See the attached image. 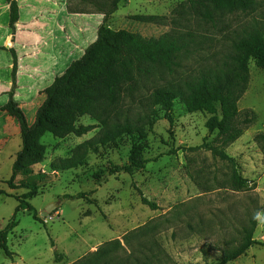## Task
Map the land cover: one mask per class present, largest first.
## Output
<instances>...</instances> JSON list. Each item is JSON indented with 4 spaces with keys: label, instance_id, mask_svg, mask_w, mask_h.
<instances>
[{
    "label": "rangeland",
    "instance_id": "rangeland-1",
    "mask_svg": "<svg viewBox=\"0 0 264 264\" xmlns=\"http://www.w3.org/2000/svg\"><path fill=\"white\" fill-rule=\"evenodd\" d=\"M106 1L67 0V5L76 13H102L99 6ZM187 6L185 0H121L107 24L145 37H158L174 28L195 32L202 43L181 59L179 71L186 74L212 61L214 53L221 55L231 49L232 40L242 31L264 22V0H260L256 12L229 14L216 27L188 14ZM182 10L187 13L181 18ZM136 14L158 15L163 19L145 22L133 19ZM175 19L181 20V24H174ZM250 71V83L239 107L242 112L253 111L255 119L227 151L236 158L242 175L257 184L256 189L234 190L228 162L205 149H192L208 135L205 122L209 115L189 112L179 100L171 111L172 122L165 117V110L158 107V115L144 140L149 161L134 175L109 173L112 165L128 161L131 141L127 135L116 143L89 147L83 163L77 167L54 170L53 162L71 157L79 145L98 135L101 126L80 137L70 134L58 138L47 133L42 137L45 157L28 178L31 184L39 186L38 194L29 201L41 220L27 210L18 212V225L8 234V246L14 256L10 258L0 249V264H72L86 256L92 258L110 241L124 246V249L116 243L109 246L113 249L107 257L112 264L129 256L134 263L133 257L147 258L146 264H161L165 261L155 257L160 249L170 257V262L220 264L224 249L238 243L242 228L251 225L255 213L258 223L253 237L263 241L264 140L257 136L264 134V68L251 60ZM154 79H150L148 86L163 82ZM26 115L28 122H32L31 109H27ZM4 119L0 114V123ZM80 122L97 123L89 115L81 117ZM17 123L13 119L12 129ZM1 130L0 125V231L15 213L18 200L14 196L26 192L23 188L11 189L7 183L22 147L21 133L11 131L8 138ZM140 190L159 207L152 209L144 204ZM79 193L85 197H65ZM55 202L57 209L42 218L45 208ZM56 251L63 254L61 262L55 261ZM227 264H264V245L254 244Z\"/></svg>",
    "mask_w": 264,
    "mask_h": 264
},
{
    "label": "trees",
    "instance_id": "trees-1",
    "mask_svg": "<svg viewBox=\"0 0 264 264\" xmlns=\"http://www.w3.org/2000/svg\"><path fill=\"white\" fill-rule=\"evenodd\" d=\"M9 1L13 5L12 11H18L17 2ZM120 1L107 0L103 2L104 6H99L105 18L98 29L96 41L45 88L46 97L36 112L33 124L28 122L25 112L13 98L2 107L19 123L22 139V147L16 154L12 175L7 183L11 189L26 190L14 196L18 200L15 213L0 231V249L10 258H13L14 252L8 246V234L18 225V212L27 210L35 219L41 220L37 209L29 201L38 194L39 186L31 184L28 178L33 174L34 166L45 157L46 145L42 137L47 133L58 138L70 134L80 137L101 126L98 135L79 145L71 157L53 162L51 165L54 170L77 167L83 163L89 147L116 143L127 135L131 141L128 161L112 165L109 173L134 175L149 161L145 156L144 140L158 115V107L165 110V117L172 122L171 111L175 101L179 100L189 112L200 111L209 115L205 122L208 135L199 146L192 149H205L214 157L228 162L232 167L230 181L234 190L257 188L256 183L242 175L236 158L228 153L227 147L237 141L255 119L253 111L242 112L239 102L250 83V61L254 60L258 67L264 68V22H257L238 34L227 52L221 55L214 53L212 61L185 74L179 71L182 67L181 59L201 45L202 40H198V34L174 28L158 37H145L124 28L113 29L107 24V19L118 10ZM185 3L188 5V14L216 27L229 14L256 12L260 0H185ZM68 7L70 12H77ZM186 13L187 10L180 11L181 18ZM132 18L145 22L163 19L158 15L145 14H136ZM180 21L175 19L174 24H181ZM16 68L15 64L14 78ZM153 77L154 81L157 79L163 82L148 86ZM137 107L140 110L134 111ZM85 115L97 123L80 122V118ZM210 135L214 136L210 139ZM257 138L264 140V134H259ZM262 148L264 151V144ZM140 193L144 204L152 209L159 207L141 190ZM65 197L84 198L85 194ZM257 217L255 213L250 220L251 225L242 228L241 238L237 239L238 243L234 247L227 246L224 249L220 264L237 259L254 244L264 245V240L258 241L253 237ZM115 243L124 249L121 243L110 241L94 253L92 258L86 256L72 264H112L107 255L113 249L109 246ZM155 257L165 261L161 264H178L170 262V257L162 249ZM62 259L63 254L56 251L55 261L61 262ZM133 259L135 263L129 256L117 264L147 263V258Z\"/></svg>",
    "mask_w": 264,
    "mask_h": 264
},
{
    "label": "crops",
    "instance_id": "crops-1",
    "mask_svg": "<svg viewBox=\"0 0 264 264\" xmlns=\"http://www.w3.org/2000/svg\"><path fill=\"white\" fill-rule=\"evenodd\" d=\"M15 1L19 32L17 43L11 44L5 39L13 5L0 0V114L5 117L0 125L8 138L13 131L19 135L20 126L17 123L12 129L15 118L2 107L13 98L25 114L31 109L33 124L45 100V88L97 39L104 17L102 13H72L67 0Z\"/></svg>",
    "mask_w": 264,
    "mask_h": 264
},
{
    "label": "water",
    "instance_id": "water-1",
    "mask_svg": "<svg viewBox=\"0 0 264 264\" xmlns=\"http://www.w3.org/2000/svg\"><path fill=\"white\" fill-rule=\"evenodd\" d=\"M18 11H12L11 13V17L9 20V31L8 34L6 36L5 41L11 44H16L17 43V35L19 32V27H18ZM58 207V204L55 203H51L49 204L45 210L42 212L41 216L42 218H45L47 215H49L50 213H52L53 211H55Z\"/></svg>",
    "mask_w": 264,
    "mask_h": 264
}]
</instances>
